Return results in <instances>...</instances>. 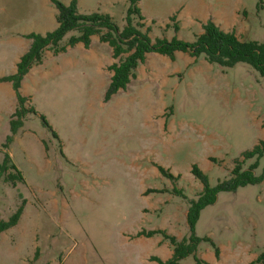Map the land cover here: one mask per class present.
Segmentation results:
<instances>
[{"label": "rangeland", "instance_id": "374dc122", "mask_svg": "<svg viewBox=\"0 0 264 264\" xmlns=\"http://www.w3.org/2000/svg\"><path fill=\"white\" fill-rule=\"evenodd\" d=\"M77 6L81 13H109L119 27L125 22V0H77ZM139 6L152 39L192 42L212 20L241 39L264 42V0H140ZM55 15L51 0H0V77L15 72L29 44L23 36L53 30ZM148 61L109 95L108 44L46 52L20 87L37 113L27 114L8 149L1 145L17 101L11 83L0 81V150L23 178L16 185L0 179V219L22 206L18 222L0 233V264H153L151 256L171 254L169 241L162 233H137L190 235L189 201L203 190L193 166L216 186L230 178L236 158L264 139V77L252 66L221 69L179 51L173 60L157 53ZM263 164L260 158L255 175ZM194 235L205 264H250L264 253V176L220 190L200 210ZM179 264L196 262L191 254Z\"/></svg>", "mask_w": 264, "mask_h": 264}, {"label": "trees", "instance_id": "16d2710c", "mask_svg": "<svg viewBox=\"0 0 264 264\" xmlns=\"http://www.w3.org/2000/svg\"><path fill=\"white\" fill-rule=\"evenodd\" d=\"M140 0H125L124 24L119 27L113 17L106 12L94 11L90 13L79 12L77 0H70L63 3L60 0H51L56 8L55 19L57 26L44 34L30 32L24 36L29 39L28 48L20 55L16 62L15 72L10 75L0 77V81H9L16 96V110L11 114L9 126L11 134L1 146L9 148L14 135L22 127L24 120L29 113L36 114L33 107L25 103L28 98L20 93V87L24 76L33 65L42 63L45 53L53 55L65 52L69 47L77 43H82L89 47L91 37L96 35L101 42L107 43L111 47V56L114 59L108 68L112 71L110 75L109 95L123 89L135 75L136 68L144 62L146 54L156 52L169 57H175V52L181 51L191 57L204 59L215 64L221 69H228L236 64L243 63L252 66L261 76L264 77V42L257 40H244L236 35L235 31L224 30L212 20L202 23V31L195 36L194 41L188 42L177 38L149 36L151 30L144 22V16L139 6ZM175 20L172 28L175 32L179 30V24L175 16L170 18ZM168 27V24L166 25ZM44 126L51 132L53 137H57L56 132L51 128L43 115H39ZM0 179L16 185L21 181L22 175L11 161L8 152L0 150ZM264 163V139L259 140L251 149L244 151L239 158L234 160V165L230 170V178L210 187L206 176L193 166V173L202 180L203 190L198 192L195 198L189 201L187 210V222L190 235L178 239L162 230L140 231L137 235L152 236L155 233H162L163 237L169 241L172 255L166 260L158 256H151L150 260L156 264H179L180 259L193 255L196 264H205L196 252L201 238L194 235V225L198 219L200 210L215 201L220 190H234L238 186L254 184L259 182L263 174L255 175L254 170L259 159ZM254 159V162L245 166V162ZM13 169L14 171H10ZM164 172L162 167H159ZM22 213V206H19L8 219H0V233L14 226ZM207 240V238H204ZM216 255L218 250L216 249ZM250 264H264V253L260 254Z\"/></svg>", "mask_w": 264, "mask_h": 264}, {"label": "crops", "instance_id": "0c3cea01", "mask_svg": "<svg viewBox=\"0 0 264 264\" xmlns=\"http://www.w3.org/2000/svg\"><path fill=\"white\" fill-rule=\"evenodd\" d=\"M217 24V23H216ZM218 25V24H217ZM23 37H25V36H23ZM26 38V37H25ZM29 40V39H28ZM29 43H30V41H29ZM96 43H99V44H107V43H104V42H101L100 40H99V37L98 36H96V35H93L92 37H91V42H90V45H89V47H85L82 43H77V44H75L74 46H72V47H69L65 52H68V51H71V50H73V49H78V50H80V51H88V52H92V46L94 45V44H96ZM23 46H26L25 44H23ZM28 46H29V44H28ZM28 48V47H27ZM178 52V51H177ZM177 52H176V54H177ZM179 52H181V51H179ZM23 53V52H22ZM22 53H20L19 54V56L22 54ZM64 53V52H63ZM110 53H111V47H110ZM59 54H61V53H59ZM59 54H57V55H59ZM157 53L156 52H149V53H147L146 54V57H145V60H144V62H142L141 64H139L138 66H137V68H136V71L138 72V71H145V67H146V65H148L149 66V64H148V57L150 56V55H156ZM159 54V53H158ZM175 54V55H176ZM186 54V53H185ZM179 55V54H178ZM188 55V54H187ZM165 56V55H164ZM188 57H190V60L191 61H195L197 58H194V57H191V56H189L188 55ZM19 58V57H18ZM110 64H111V62H110ZM109 64V65H110ZM149 71H150V69H149ZM148 71V72H149ZM22 84V83H21ZM171 255H172V251H171V254L170 255H168V256H166V257H164V258H162V257H159V258H161L162 260H166V259H168V258H170L171 257ZM153 262V264H156V262L155 261H152Z\"/></svg>", "mask_w": 264, "mask_h": 264}]
</instances>
